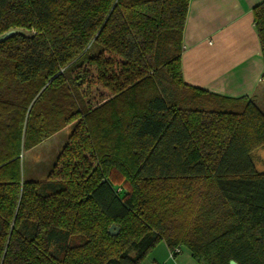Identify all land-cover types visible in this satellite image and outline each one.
Segmentation results:
<instances>
[{"label": "trees", "instance_id": "obj_1", "mask_svg": "<svg viewBox=\"0 0 264 264\" xmlns=\"http://www.w3.org/2000/svg\"><path fill=\"white\" fill-rule=\"evenodd\" d=\"M188 7L0 0V35L28 33L0 42V264H142L160 243L264 264V112L185 83ZM252 14L264 59V2ZM70 125L48 178L25 181L24 152Z\"/></svg>", "mask_w": 264, "mask_h": 264}, {"label": "crops", "instance_id": "obj_2", "mask_svg": "<svg viewBox=\"0 0 264 264\" xmlns=\"http://www.w3.org/2000/svg\"><path fill=\"white\" fill-rule=\"evenodd\" d=\"M262 2L189 0L181 54L186 84L227 97L253 98L264 112V59L252 14ZM155 263L196 264L185 248L170 258L163 243L142 264Z\"/></svg>", "mask_w": 264, "mask_h": 264}, {"label": "rangeland", "instance_id": "obj_3", "mask_svg": "<svg viewBox=\"0 0 264 264\" xmlns=\"http://www.w3.org/2000/svg\"><path fill=\"white\" fill-rule=\"evenodd\" d=\"M72 130V125L67 126L39 145L24 152L21 159V174L25 181H44L48 178L56 158L62 148L68 144ZM251 160L257 172H264V147L253 151Z\"/></svg>", "mask_w": 264, "mask_h": 264}, {"label": "water", "instance_id": "obj_4", "mask_svg": "<svg viewBox=\"0 0 264 264\" xmlns=\"http://www.w3.org/2000/svg\"><path fill=\"white\" fill-rule=\"evenodd\" d=\"M13 34H23V35H28V33L26 31H23L21 29H11L7 32H5L4 34L0 35V42L5 40L6 38L10 37L11 35ZM119 231V228L116 227V226H111L110 229H109V233L111 235H116ZM229 264H237L236 262L234 261H230Z\"/></svg>", "mask_w": 264, "mask_h": 264}, {"label": "built area", "instance_id": "obj_5", "mask_svg": "<svg viewBox=\"0 0 264 264\" xmlns=\"http://www.w3.org/2000/svg\"><path fill=\"white\" fill-rule=\"evenodd\" d=\"M176 253H179V249H175V250H173V251H170V252H169V257H170V258H174V255H175ZM155 264H161V263H155Z\"/></svg>", "mask_w": 264, "mask_h": 264}]
</instances>
